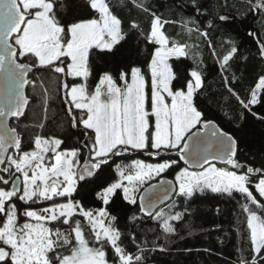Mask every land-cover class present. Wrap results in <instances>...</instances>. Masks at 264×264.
I'll use <instances>...</instances> for the list:
<instances>
[{
	"label": "snow or ice",
	"instance_id": "1",
	"mask_svg": "<svg viewBox=\"0 0 264 264\" xmlns=\"http://www.w3.org/2000/svg\"><path fill=\"white\" fill-rule=\"evenodd\" d=\"M128 2L150 12L143 0H121L124 6ZM246 2L250 13L264 18V0ZM193 6L199 14L196 0ZM151 16L149 31L141 32L154 49L147 73L126 64L124 54L117 77L107 69L98 71L94 64L96 58L122 54L127 42L112 0H0V264H144L145 249L132 235L140 254L127 250L118 218L108 205L119 190L122 199L143 216L162 221L166 236L174 234L171 222L180 221L182 215L177 212L165 218L153 211L159 196L157 185L151 183L170 169L175 171L174 182L162 179L159 183L174 184L176 195L210 189L229 197L238 193L245 199L241 210L251 255L247 258L240 249L239 264H264V202L250 190L254 186L264 198V161L256 167L241 162L238 155L245 112L264 122V115L253 111L264 103V75L247 99L231 87L238 79L235 75L231 80L224 77L229 97L241 109L238 119L225 113L235 123L232 131H226L207 118L198 102L205 88L199 45L170 38L164 29L172 21H162L155 13ZM218 19L226 22L229 17L219 15ZM130 24L133 29L140 27L135 20ZM182 27L190 39L195 33L217 55L209 36L211 21L208 30H201L195 20L184 21ZM257 42L264 60V42ZM228 43L219 58L224 71L239 54V48ZM173 58L192 59L194 67L183 79L170 63ZM94 75L98 79L91 88L89 78ZM51 77L57 91L62 90L66 106L69 130L62 137L48 134L40 116L31 126L24 123L31 107L26 88H35L37 80L43 88V120L51 118L44 83ZM58 126L64 129L65 122ZM129 152L159 159L117 165L118 179L105 181L95 191V199L103 205L99 208L86 207L83 197L75 198L81 181L99 176L109 161ZM180 161L188 167H180ZM213 161L226 167H217ZM129 219L141 217L133 214Z\"/></svg>",
	"mask_w": 264,
	"mask_h": 264
},
{
	"label": "trees",
	"instance_id": "2",
	"mask_svg": "<svg viewBox=\"0 0 264 264\" xmlns=\"http://www.w3.org/2000/svg\"><path fill=\"white\" fill-rule=\"evenodd\" d=\"M143 2L150 8L149 13L133 7L130 2L124 6L121 0H112L123 20V31L127 42L122 54L116 57L96 58L94 64L97 70L107 69L118 77L122 70L121 61L124 60V54H126L128 57L124 60L126 64L139 66L147 73V63L154 49L151 44L147 43L141 32L149 31L151 13H155L162 18V21H172L166 24L164 29L170 38L199 45L201 55L198 59L202 61L199 64V70L204 75L205 88L198 102L206 112L207 118L213 119L226 131H232L235 123L230 121L225 113L238 119L241 109L235 98L229 97L224 77L227 76L231 80L235 75L238 79L231 84V87L242 98L247 99L251 87L254 86L259 76L264 75V60L259 56V43L257 42L258 40L264 42V18L250 13L246 0H196L200 5L199 14L193 6V0H143ZM219 15L229 17L228 21H220ZM132 20H135L140 27L133 29L130 24ZM186 20H195L201 30H208V23L212 22L213 27L209 31V36L215 45L217 55H213L212 49L207 47L202 38L197 39L195 33L191 39L188 37L182 27ZM192 26L189 24V27ZM228 42H232L239 48V54L230 62V68L224 71L220 68L219 58L226 53L229 47ZM170 63L180 73L182 79L194 67L191 58H181L179 61L173 58ZM36 75L43 76L44 74L37 73ZM147 78L149 84V74ZM97 79L98 75L89 78L91 88L95 87ZM44 83L50 95L48 107L51 118L43 120L41 97L43 88L41 81L37 80L35 88L31 86L26 88L31 107L28 110V119L24 120V123L31 126L36 117L40 116L41 122L47 124L48 134L55 133L62 137L69 130L65 121L66 106L63 104V92L62 90L57 91L54 77L46 79ZM253 111L264 115V103L253 107ZM245 117L243 130L238 133L241 149L238 155L241 162L258 167L261 161H264V122L247 112H245ZM61 122H65L64 129L58 126ZM72 142H75V137ZM172 158L178 159L174 154ZM133 159L155 163L159 158L146 156L143 152H129L123 157L114 158V162L109 161V165L104 167L99 176L94 175L87 180V183L80 182L79 195H75V198L83 197V203L89 208L103 206L102 202L95 199V191L105 185V181L112 183L117 179V165H128ZM216 166L226 167L220 164ZM180 167H185L181 161ZM162 177L174 181L175 171L170 169L160 178ZM250 190L258 200L264 202V198L259 197L254 186H250ZM245 202V199L238 193L229 197L226 194L213 193L210 189L196 190L191 196L175 194L169 203L158 210L164 214L165 218L177 212L182 215L180 221L171 222L176 231L168 236L160 227L162 221L143 216L137 207L128 205L122 199L119 190L108 205V209L118 218L116 223L123 233L122 239L127 250L140 254L136 245L131 242L132 235H135L140 247L145 249L144 264H239L240 249L245 250L244 255L247 258L250 259L251 255L246 216L241 210ZM133 214L140 216L141 219L130 221L129 217ZM161 247L164 251L160 250ZM109 258L111 259V252H109Z\"/></svg>",
	"mask_w": 264,
	"mask_h": 264
},
{
	"label": "water",
	"instance_id": "3",
	"mask_svg": "<svg viewBox=\"0 0 264 264\" xmlns=\"http://www.w3.org/2000/svg\"><path fill=\"white\" fill-rule=\"evenodd\" d=\"M181 163L185 167H188V165H185L183 163V161H181ZM213 163L223 165L219 161H213ZM191 170H199V169H191ZM91 178L92 177H86V180L91 179ZM162 179L163 180L173 181L172 179H169L167 177H162L160 180H162ZM160 180H158L155 183H153V184H156L157 185V188L155 190V193L159 196V199L156 201L155 207L153 209L154 212H157L161 206L169 203L170 200L175 196L174 193L176 192V188H175L174 184L171 185V186H169V185H161L159 183ZM138 203H139V201H138Z\"/></svg>",
	"mask_w": 264,
	"mask_h": 264
},
{
	"label": "rangeland",
	"instance_id": "4",
	"mask_svg": "<svg viewBox=\"0 0 264 264\" xmlns=\"http://www.w3.org/2000/svg\"><path fill=\"white\" fill-rule=\"evenodd\" d=\"M150 75V74H149ZM147 91H148V94H149V96H150V82H149V84H147ZM163 174H161V176H162ZM117 179H118V176H117ZM161 178L160 177H158V178H156V180H153L151 183H155L156 181H158V180H160Z\"/></svg>",
	"mask_w": 264,
	"mask_h": 264
}]
</instances>
